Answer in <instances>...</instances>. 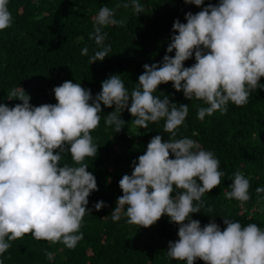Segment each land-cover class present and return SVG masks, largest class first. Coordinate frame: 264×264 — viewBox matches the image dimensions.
<instances>
[{
  "label": "clouds",
  "instance_id": "9594fccd",
  "mask_svg": "<svg viewBox=\"0 0 264 264\" xmlns=\"http://www.w3.org/2000/svg\"><path fill=\"white\" fill-rule=\"evenodd\" d=\"M9 2L0 0V31L13 24ZM184 2L202 10L188 11L186 23L175 19L162 62L145 63L131 91L119 75L112 74L95 96L90 88L68 80L54 87L55 104L33 105L22 86L8 92L9 100L18 98L22 103H0V256L12 246L11 241L25 234L63 243L69 249L83 239V218L92 213L89 196L99 191L85 158L98 152L91 132L100 125L103 104L114 106L105 123L116 133L127 123L121 115L128 110L135 126L148 129L150 123L164 120L162 132L170 134L167 140L162 135L152 137L146 152L132 161L131 174L120 179L123 195L111 213L113 222L123 215L128 224L147 228L166 214L179 225V239L168 242L170 259L186 264H195L197 259L205 264H264V229L256 223L242 226L224 217L226 228L221 229L214 218L204 226L192 218L205 207L204 194L220 186L226 173L220 170L214 151L189 137L177 139L180 127H187L189 105H178L163 92L157 94L161 84L172 82L186 99L207 105L198 106L201 121L216 112L226 114L229 102L245 106L253 91L264 89L260 82L264 77V0ZM121 7L145 13L139 0L101 7L90 33L99 48L90 57L91 64L112 52L111 44H105L109 34L104 29L126 26V19L115 18ZM173 50L175 55H169ZM88 53L85 46L81 55ZM193 55L195 63L186 67L185 61ZM66 152L78 166L62 163ZM232 181L225 197L249 201L250 180L236 171ZM256 192L264 193V187H257ZM107 206L104 200L93 205L96 211ZM45 255L54 259L50 251Z\"/></svg>",
  "mask_w": 264,
  "mask_h": 264
},
{
  "label": "trees",
  "instance_id": "16d2710c",
  "mask_svg": "<svg viewBox=\"0 0 264 264\" xmlns=\"http://www.w3.org/2000/svg\"><path fill=\"white\" fill-rule=\"evenodd\" d=\"M127 0H10L9 10L13 15L10 28L0 31V103L15 106L22 103L18 98L9 100L8 92L20 86L31 96V103H57L54 87L71 80L90 88L93 96L102 90V81L117 74L131 91L138 84L145 63L162 62L170 43L172 26L176 18L186 23L185 14L202 10L184 0H139L145 13L135 14L131 7L119 8L116 19H126V26H108L105 44H111L112 52L103 61L90 63V57L99 50L90 39L94 31L93 17L101 7L114 8ZM219 0H205L208 3ZM87 46V56L81 50ZM169 55L174 56L175 50ZM195 57L185 61L190 67ZM264 83V77L261 78ZM163 92L179 104L189 105V114L181 126L177 139L189 137L205 150L214 151L220 160V170L226 174L220 186L203 196L205 207L193 219L206 225L210 219L226 228L224 217L241 222L242 226L256 223L264 229V193L257 194V187H264V89L253 91L249 102L238 107L229 102L226 114L216 112L203 121L197 118L202 101L188 100L182 91H176L172 82L161 84L157 94ZM98 128L91 132L93 142L99 148L95 157H86L88 171L96 179L99 191L89 196L88 208L80 231L84 236L74 249L63 243L36 240L31 234L11 241V247L0 256L3 264H186L167 256L169 241L178 240L179 225L170 222L165 214L154 225L144 228L128 224L122 215L113 222L111 213L117 206L118 197L123 195L119 181L133 171L132 161L147 150L155 135L165 140L170 134L163 133L164 120L150 123L148 129L135 126L128 110L121 118L127 123L116 133L107 126V114L114 106H103ZM174 158V156L172 157ZM62 163L74 165L70 153H64ZM242 172L250 180L251 199L241 203L229 200L224 193L230 191L233 175ZM202 184V182H200ZM175 193H173L174 195ZM104 200L107 207L96 211L93 205ZM212 211L208 212L207 208ZM45 251L54 254L48 260ZM195 264H205L197 259Z\"/></svg>",
  "mask_w": 264,
  "mask_h": 264
}]
</instances>
